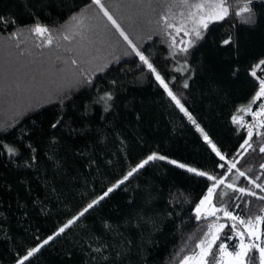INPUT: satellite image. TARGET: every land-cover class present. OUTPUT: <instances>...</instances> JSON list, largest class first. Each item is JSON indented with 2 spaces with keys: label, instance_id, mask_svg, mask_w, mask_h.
I'll return each instance as SVG.
<instances>
[{
  "label": "trees",
  "instance_id": "obj_1",
  "mask_svg": "<svg viewBox=\"0 0 264 264\" xmlns=\"http://www.w3.org/2000/svg\"><path fill=\"white\" fill-rule=\"evenodd\" d=\"M247 2L227 0L229 15L210 23L180 63L161 39L140 49L193 124L140 56L86 50L66 36L91 0H0V264H16L36 247L24 264H180L217 222L225 226L213 252L222 242L236 250L233 221L220 209L264 217L256 187L264 186V128L233 122L256 98L264 60V0L251 5L255 25L244 22L247 13L236 15ZM37 24L48 31L37 35ZM153 153L222 179L217 213L199 220L195 213L215 181L159 159L99 200ZM259 227L264 246V221Z\"/></svg>",
  "mask_w": 264,
  "mask_h": 264
},
{
  "label": "rangeland",
  "instance_id": "obj_2",
  "mask_svg": "<svg viewBox=\"0 0 264 264\" xmlns=\"http://www.w3.org/2000/svg\"><path fill=\"white\" fill-rule=\"evenodd\" d=\"M100 2L139 52L144 44L154 38H158L168 47L174 60L180 63V56L182 57L184 54L180 49L185 47L189 41H193L191 46L188 47L189 50L198 41L192 31L193 28L197 27L193 23L197 17L190 15V13L195 14L198 12L192 5L204 3L205 0H103ZM169 24L172 27H168ZM178 28L181 31L177 32ZM199 30L202 35L204 29L201 28ZM186 31L187 35L185 34ZM66 36L72 39H79L80 46L86 50L92 46H97L102 49V53H106L112 57L121 58L129 54H136V51H133V47L129 46V43L124 40L120 32L117 31L116 27L104 15V12L95 4L76 18V21L68 27ZM174 166L176 167V165ZM182 170H186V168ZM208 189L202 199L208 195ZM215 190L216 188L214 192ZM213 194L211 204L205 206V209L201 212V217L214 216L219 210V207L213 201ZM213 207L217 211L214 215H208L207 211ZM74 222L75 220H73ZM221 224L225 226L224 223H213V225ZM239 224V222H236V231L243 233V242L247 245L252 241L245 231V226ZM234 237L238 239V245L241 237L236 235V232H234ZM208 239H211V237H208ZM258 242L259 239L255 241L257 244ZM228 251L231 250L228 248ZM199 252L200 249L197 248L195 253ZM194 254L189 256H193ZM191 264H197V262L193 260Z\"/></svg>",
  "mask_w": 264,
  "mask_h": 264
},
{
  "label": "snow or ice",
  "instance_id": "obj_3",
  "mask_svg": "<svg viewBox=\"0 0 264 264\" xmlns=\"http://www.w3.org/2000/svg\"><path fill=\"white\" fill-rule=\"evenodd\" d=\"M92 4H95L97 7L101 9V11L104 12V15L108 18V20L112 23L114 27H116L117 31L120 32V35L124 38L125 41L129 43V46L133 47V51H136V54L140 56L141 61L148 66V68L156 75V80L159 81L161 87L164 88V90L167 92L168 96L176 103L177 107L180 109L181 112H183L186 116H188V119L192 121L193 124H195V120H193L192 116L186 111L184 106L181 104L180 100L173 94V92L169 89L168 84L165 83L164 79L161 78V76L156 73V69L153 68L152 64L149 63V61L138 51L136 48L132 45L131 41L128 39L127 35L120 29V26L117 24V22L113 19V17L109 14V12L104 8V6L101 4L100 0H91ZM253 4V0H248V2L244 5L243 8L240 9V11L236 12L237 16H240L242 13H247V16L245 17L244 22L255 25L258 21L255 18V13L253 12V9L251 5ZM193 8H196L198 10L197 13L190 15H195L197 19H194L193 23L197 25V27L193 28V32L195 34L196 40H199L201 38V32L199 29H207L208 25L212 23L213 21L218 20H224L225 17L229 15V5L227 3V0H205L204 3L200 4H194L192 5ZM3 17H0V20H3ZM75 19V17H73ZM14 22V21H13ZM168 27H172L171 24L168 25ZM32 31H34L37 35H43L48 31V29L41 24H37ZM181 31L180 28L177 29V32ZM187 35V31L185 32ZM67 39V37H65ZM48 43H51V38L49 37ZM193 41H189L188 44L181 48L180 51L186 53L188 51V47L191 46ZM225 44H228L229 41H225ZM75 63V62H74ZM260 64H264V60L260 61ZM255 75V73H253ZM184 87L187 88V83L184 84ZM264 95V80L260 81V88L259 91L256 93V97H260ZM106 99H111V96H107ZM255 102V101H253ZM233 122L236 121V117H233ZM61 123V120H57L55 123L52 124V128H56L58 124ZM197 131H200L201 134L204 136V140L206 143L211 145V141L209 140L208 136L204 134L203 130L199 127V125H196ZM249 137H251V132L249 133ZM245 144H248V141L246 140L244 142ZM250 146V145H249ZM243 147V145L241 146ZM212 150L216 152L218 156H220V159L223 160L224 157L220 154V152L216 149L215 145H212ZM7 151L10 156H15L17 154V150L13 147H8ZM34 151V149H33ZM259 151L261 153H264V146H261ZM2 154V153H0ZM164 160V156H157L155 153L152 155H149L147 159L142 161L140 164H138L135 168H133L130 172L127 173L126 176H124L123 180H120L117 182V184H114L112 187L108 188V190L104 193L103 196L99 197V200H103L106 196L109 195V193L113 192L115 188L119 187V185L123 184L124 181L128 180L129 177H131L134 173L138 171V169L143 168L146 164H148L150 161L154 160ZM168 163L176 165L178 168L185 169L189 173H195L198 176H207L208 180H213L215 183L212 187L208 189V195L205 196L200 203L196 206L195 212H196V219H201V212L205 209L206 205L211 204V198L212 194L214 192V189L217 185L222 184V179H217L216 177L212 175H208L207 173L203 171H198L195 168L187 167L183 163H177L175 160H169ZM232 167H235L233 164ZM262 168H264V165H261ZM240 176H244V172L239 173ZM250 183H254V181H249ZM229 188H233L234 185L229 184L227 185ZM257 188L260 189L261 192H264V186L262 185H256ZM241 193H247L248 195L255 196L256 193L251 192L244 188L237 189ZM261 200H264V196L258 197ZM99 200H94L91 204L88 205L87 208L84 209V212H87L88 209L93 208V206L97 203H99ZM224 211V215L227 216L229 219L233 221L232 224V230L236 232V235L241 237V241L238 245H236L235 251H228V245L225 243H220L219 245V255L217 256L213 252V245L215 244L216 240L220 238V232L224 228V225H213L210 224L208 226V232L205 233V239L201 240L196 247L200 249L199 253H195L193 256H185L183 260L180 262V264H191L193 260L197 262V264H255L256 257L253 255V250L259 253V264H264V246L258 245L255 243L256 240L260 239L259 234V224L264 221V217L257 215L255 218V222L249 218L248 220H244L240 216L233 215L230 211L227 209H220ZM217 211L216 208H210L207 211L208 215H214ZM82 212L80 215H83ZM75 219V218H74ZM239 222L241 225L245 226V231L247 232L250 240L249 244H244L243 242V233L236 231V222ZM73 223V220H69L67 224H65L62 228L59 229V232L56 233V235H59L60 233H63L64 230L69 227ZM208 237H211V239H208ZM53 237L49 236L46 240H44V244H48L50 240H52ZM228 240H231L232 237L228 236ZM43 245H41L42 247ZM39 251V248H32L27 252V255L24 256L22 259H20L17 264H24V261L28 260L29 257H31L35 252ZM212 258L211 260L209 258Z\"/></svg>",
  "mask_w": 264,
  "mask_h": 264
},
{
  "label": "built area",
  "instance_id": "obj_4",
  "mask_svg": "<svg viewBox=\"0 0 264 264\" xmlns=\"http://www.w3.org/2000/svg\"><path fill=\"white\" fill-rule=\"evenodd\" d=\"M255 72L259 84V91L260 81L264 80V64H259ZM254 101L255 102H252L248 107L245 115L239 118L237 122L247 128L253 126H261L264 128V95L256 97Z\"/></svg>",
  "mask_w": 264,
  "mask_h": 264
}]
</instances>
